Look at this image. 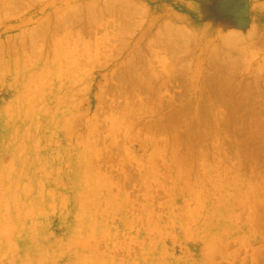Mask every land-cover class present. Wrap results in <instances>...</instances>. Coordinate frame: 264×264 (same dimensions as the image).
<instances>
[{
	"label": "rangeland",
	"instance_id": "rangeland-1",
	"mask_svg": "<svg viewBox=\"0 0 264 264\" xmlns=\"http://www.w3.org/2000/svg\"><path fill=\"white\" fill-rule=\"evenodd\" d=\"M0 264H264V0H0Z\"/></svg>",
	"mask_w": 264,
	"mask_h": 264
}]
</instances>
